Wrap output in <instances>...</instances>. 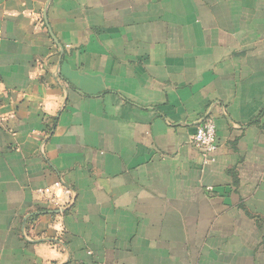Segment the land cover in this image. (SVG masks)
Wrapping results in <instances>:
<instances>
[{
	"label": "crops",
	"instance_id": "crops-1",
	"mask_svg": "<svg viewBox=\"0 0 264 264\" xmlns=\"http://www.w3.org/2000/svg\"><path fill=\"white\" fill-rule=\"evenodd\" d=\"M95 263L264 264V0H0V264Z\"/></svg>",
	"mask_w": 264,
	"mask_h": 264
},
{
	"label": "built area",
	"instance_id": "built-area-1",
	"mask_svg": "<svg viewBox=\"0 0 264 264\" xmlns=\"http://www.w3.org/2000/svg\"><path fill=\"white\" fill-rule=\"evenodd\" d=\"M38 71L45 70L42 63H37ZM190 143L194 147L202 150L206 157L214 153L217 148V128L212 119L200 121L196 133L191 136ZM39 194L52 206L65 210L70 208L75 202V192L63 181H59L49 189L39 190ZM96 264V263H95Z\"/></svg>",
	"mask_w": 264,
	"mask_h": 264
}]
</instances>
